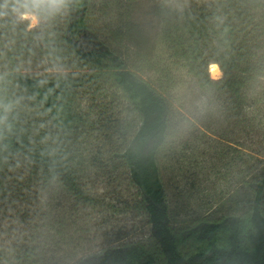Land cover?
Returning <instances> with one entry per match:
<instances>
[{
  "label": "trees",
  "instance_id": "obj_1",
  "mask_svg": "<svg viewBox=\"0 0 264 264\" xmlns=\"http://www.w3.org/2000/svg\"><path fill=\"white\" fill-rule=\"evenodd\" d=\"M131 1L0 0V190L37 185L32 175L18 177L21 169L41 174L49 264H264V166L246 181L233 212L180 219L161 163L175 123L163 81L173 65L186 67L206 91L227 93L239 119L264 123V0H206L180 10L157 4L165 61L153 55ZM25 12L38 23L30 26ZM98 13L102 26L93 22ZM29 60L53 67L29 71ZM212 62L220 77L212 76ZM142 63L159 76L144 75ZM105 83L124 94L135 116L110 117L106 141L85 154L76 136L90 124L81 99ZM89 163L129 174L150 241L109 242L65 262L53 232L65 236V195L74 204L87 195L80 175Z\"/></svg>",
  "mask_w": 264,
  "mask_h": 264
},
{
  "label": "rangeland",
  "instance_id": "obj_2",
  "mask_svg": "<svg viewBox=\"0 0 264 264\" xmlns=\"http://www.w3.org/2000/svg\"><path fill=\"white\" fill-rule=\"evenodd\" d=\"M205 1H131L133 14L145 28L158 60L165 61L167 48L160 37L162 23L155 6L180 10ZM23 16L30 19V26L39 21L34 12ZM93 20L102 26L105 16L98 13ZM45 64L53 67L42 60H29L25 67L39 71ZM141 71L153 78L159 76L147 63ZM217 71L213 72L210 64L213 77L221 76V69ZM167 75L163 81L168 87L164 89L173 101L175 123L162 150L161 163L172 205L180 219L233 212L235 200L247 188L246 181L264 166V123L253 125L239 119L227 93L206 91L182 65H173ZM81 101L90 124L86 132L76 136L85 154L106 141L102 126L110 117L135 116L124 94L107 83L96 86ZM29 175L34 178L31 184L37 185L21 188L16 182L7 191L0 190V264L50 263L47 235L51 232L43 216L49 193L41 174L21 169L18 177L26 180ZM80 182L87 194L84 198L74 204L75 199L69 193L65 195L70 216L63 227L65 236L53 232L57 241L54 250L63 261L98 251L109 242L150 241L151 224L144 209L136 205L139 193L125 170L85 164ZM28 248H32L29 255Z\"/></svg>",
  "mask_w": 264,
  "mask_h": 264
},
{
  "label": "clouds",
  "instance_id": "obj_3",
  "mask_svg": "<svg viewBox=\"0 0 264 264\" xmlns=\"http://www.w3.org/2000/svg\"><path fill=\"white\" fill-rule=\"evenodd\" d=\"M44 2H47L48 4L55 6L64 3V0H31V3L33 5H39Z\"/></svg>",
  "mask_w": 264,
  "mask_h": 264
},
{
  "label": "bare ground",
  "instance_id": "obj_4",
  "mask_svg": "<svg viewBox=\"0 0 264 264\" xmlns=\"http://www.w3.org/2000/svg\"><path fill=\"white\" fill-rule=\"evenodd\" d=\"M211 66H212V69H213V72L214 70L217 71L218 69L220 70L219 68V64L217 62H212L211 63ZM218 72V71H217Z\"/></svg>",
  "mask_w": 264,
  "mask_h": 264
}]
</instances>
